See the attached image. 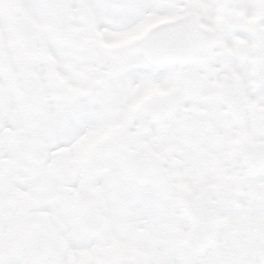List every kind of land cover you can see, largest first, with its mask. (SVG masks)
I'll return each mask as SVG.
<instances>
[{
	"label": "snow or ice",
	"instance_id": "snow-or-ice-1",
	"mask_svg": "<svg viewBox=\"0 0 264 264\" xmlns=\"http://www.w3.org/2000/svg\"><path fill=\"white\" fill-rule=\"evenodd\" d=\"M0 264H264V0H0Z\"/></svg>",
	"mask_w": 264,
	"mask_h": 264
}]
</instances>
